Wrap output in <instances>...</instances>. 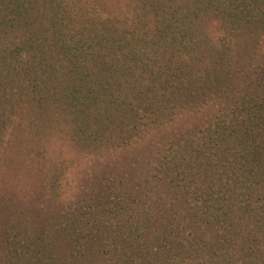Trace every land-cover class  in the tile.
Wrapping results in <instances>:
<instances>
[{
  "label": "trees",
  "instance_id": "16d2710c",
  "mask_svg": "<svg viewBox=\"0 0 264 264\" xmlns=\"http://www.w3.org/2000/svg\"><path fill=\"white\" fill-rule=\"evenodd\" d=\"M0 264H264V0H0Z\"/></svg>",
  "mask_w": 264,
  "mask_h": 264
}]
</instances>
